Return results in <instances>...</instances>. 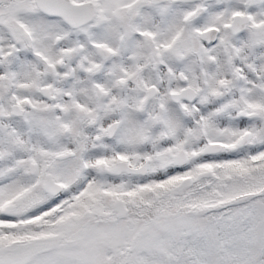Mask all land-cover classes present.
<instances>
[{"label":"snow or ice","instance_id":"6c2138e0","mask_svg":"<svg viewBox=\"0 0 264 264\" xmlns=\"http://www.w3.org/2000/svg\"><path fill=\"white\" fill-rule=\"evenodd\" d=\"M0 264H264V0H0Z\"/></svg>","mask_w":264,"mask_h":264}]
</instances>
